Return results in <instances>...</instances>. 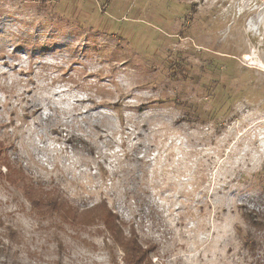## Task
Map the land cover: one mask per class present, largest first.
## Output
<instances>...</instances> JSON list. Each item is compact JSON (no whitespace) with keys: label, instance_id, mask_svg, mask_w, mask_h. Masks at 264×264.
I'll return each instance as SVG.
<instances>
[{"label":"rangeland","instance_id":"374dc122","mask_svg":"<svg viewBox=\"0 0 264 264\" xmlns=\"http://www.w3.org/2000/svg\"><path fill=\"white\" fill-rule=\"evenodd\" d=\"M247 211L264 0H0V264H264Z\"/></svg>","mask_w":264,"mask_h":264},{"label":"trees","instance_id":"16d2710c","mask_svg":"<svg viewBox=\"0 0 264 264\" xmlns=\"http://www.w3.org/2000/svg\"><path fill=\"white\" fill-rule=\"evenodd\" d=\"M109 217V214H107ZM245 218L248 221V223L252 226H257V225H263L264 224V214L263 215H259V214H255L254 212L251 211H247L245 213Z\"/></svg>","mask_w":264,"mask_h":264}]
</instances>
